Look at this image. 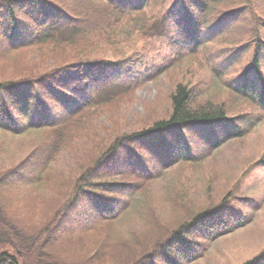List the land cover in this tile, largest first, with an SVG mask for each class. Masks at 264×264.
I'll return each instance as SVG.
<instances>
[{
  "label": "trees",
  "instance_id": "trees-1",
  "mask_svg": "<svg viewBox=\"0 0 264 264\" xmlns=\"http://www.w3.org/2000/svg\"><path fill=\"white\" fill-rule=\"evenodd\" d=\"M112 31L115 41L126 35L132 42L116 57L76 51L66 58L57 49L80 39L91 45L105 40L110 49ZM159 38L173 50H165L152 64L162 76L182 58L207 53L215 39L237 45L232 52L207 53L212 63L203 64L233 99L194 103L193 86L177 82L166 117L117 133L65 176L54 163L76 134L74 127L87 111L108 107L140 85L135 73L144 69L147 44L137 40L154 43ZM44 48L61 56L41 72L0 81L1 137L38 136L23 157L0 165V264H90L96 258H101L97 264H194L216 240L250 223L238 210L246 195L236 196L230 189L189 210L173 198L170 204L176 209L179 204L186 213L163 222L149 215L147 189L175 167L213 158L264 120V0H0V56ZM246 51L248 62L227 76L221 57L236 60ZM115 156L124 163L113 165ZM255 166L264 169V164ZM7 189H24L34 198L40 193V198L54 199L53 207L27 225L26 215L15 216L3 193ZM70 210L85 216L58 231ZM130 215L148 222V228L140 238L121 234L114 241L118 234L113 228ZM65 232L78 234L63 240L69 235ZM83 235L93 236L88 249H78ZM238 264H264V245Z\"/></svg>",
  "mask_w": 264,
  "mask_h": 264
},
{
  "label": "rangeland",
  "instance_id": "rangeland-1",
  "mask_svg": "<svg viewBox=\"0 0 264 264\" xmlns=\"http://www.w3.org/2000/svg\"><path fill=\"white\" fill-rule=\"evenodd\" d=\"M78 5L82 7L84 3L78 1ZM111 35L112 39L110 40L113 43L110 49L104 47L109 42L103 39L106 43L91 45L93 42L80 39L77 44L57 49L66 58L67 55L76 53V51H82L89 57H116L115 55L120 50L123 49L124 52H127L130 49L127 48L129 42L126 35L120 42L115 41L117 38L113 39V31ZM236 38L238 37H235V40ZM137 43L147 44V49L143 50L146 64L141 65L144 69L139 74L135 73L141 79L140 85L130 88L126 94H120V97H117L112 105L87 111L82 116L83 121L74 127L76 134L71 139L69 146L63 150L54 163V166L64 172L65 176L68 177L69 173L73 175L85 157L93 152H98L105 141L108 143L117 133L141 128L156 119L166 117L170 111L169 95L177 82H183L187 87L193 86L191 101L194 103L205 100L220 102L224 98L229 101L233 99L224 93L223 89H220L223 88L219 84L220 81L215 79L203 64L212 63L207 53L216 54L222 49H229L232 52V49L237 45L227 44L223 39H215L208 43L207 53L201 52L197 56L193 54L190 57L182 58L178 65L172 66L162 76L153 72L152 64L163 55L165 50L173 51L168 42L159 38L154 43L145 40H137ZM131 45L132 42L129 46ZM104 51L105 53H103ZM249 52L246 51L236 60H233L231 56L223 55L221 57L220 60L225 63L229 71L227 76H233L248 62ZM60 56L59 52L46 48L23 49L11 55L0 56V81L19 77L21 73V75H32L41 72ZM132 59L138 60L140 56L133 55ZM221 70L224 71V69ZM67 74H73V71H68ZM37 137L25 135L12 140L4 136L2 138L0 133V150L2 151L0 165L15 163L23 157L29 150L30 142L36 141ZM122 159V157L115 156L113 165L123 162ZM259 164H264V120L256 125L246 138L227 144L225 148L215 152L213 158L199 164L175 167L160 181L151 184L147 189L148 203L150 204L147 208L149 215H157L163 222L177 221L186 213L181 210V206L184 210H189V207H200L206 200L218 198L227 189L232 190L236 196L246 195L243 207L239 206L238 210L243 216H249L250 223L216 240L207 256L194 263L238 264L253 256L264 245V169L255 166ZM245 171L248 172L244 173ZM63 179L65 180V178ZM237 186L239 189L236 191ZM3 193L7 195L8 200L10 199L11 207L16 210L15 216L20 218L27 216L26 218L29 219L27 225L29 222H36L49 214L53 207L54 199H47L43 196L40 198V193H38L39 195L34 193L33 196H38L37 198L29 197L24 189L18 191H8L7 189ZM173 198L180 202L181 206L178 204V208L181 211L170 204V200ZM20 208L24 209L19 214ZM27 212H29L28 215ZM79 213L76 210L68 211L65 214L67 217L63 220L58 231L73 227L70 225L71 223L74 224L84 218L85 215ZM147 223L137 215H130L113 228L114 233L118 234V237L113 236V240L116 242L120 240L121 234L124 239L131 235L135 239L140 238L142 234L140 232L149 226ZM66 234H69L68 238L63 240L76 236L78 233L65 232L64 235L66 236ZM82 239L78 249L80 247L90 248L93 236L83 235ZM70 242L67 241V243ZM119 242L125 245V242ZM96 262L100 263L101 258L94 259L90 264H97Z\"/></svg>",
  "mask_w": 264,
  "mask_h": 264
}]
</instances>
